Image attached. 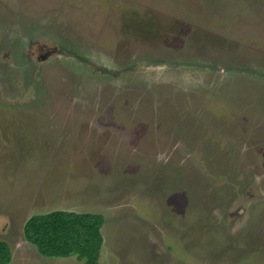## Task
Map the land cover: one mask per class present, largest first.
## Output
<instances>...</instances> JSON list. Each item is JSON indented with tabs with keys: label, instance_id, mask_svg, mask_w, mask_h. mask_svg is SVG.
Here are the masks:
<instances>
[{
	"label": "rangeland",
	"instance_id": "374dc122",
	"mask_svg": "<svg viewBox=\"0 0 264 264\" xmlns=\"http://www.w3.org/2000/svg\"><path fill=\"white\" fill-rule=\"evenodd\" d=\"M102 215L100 264H264V0H0V241Z\"/></svg>",
	"mask_w": 264,
	"mask_h": 264
},
{
	"label": "trees",
	"instance_id": "16d2710c",
	"mask_svg": "<svg viewBox=\"0 0 264 264\" xmlns=\"http://www.w3.org/2000/svg\"><path fill=\"white\" fill-rule=\"evenodd\" d=\"M102 215L56 211L36 215L24 227L25 239L45 258H71L85 264H100L104 245ZM12 253L0 241V264H10Z\"/></svg>",
	"mask_w": 264,
	"mask_h": 264
}]
</instances>
